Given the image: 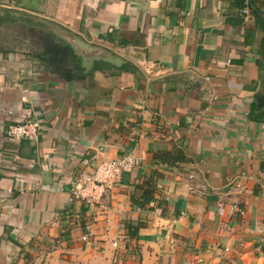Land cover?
<instances>
[{"label":"crops","instance_id":"1","mask_svg":"<svg viewBox=\"0 0 264 264\" xmlns=\"http://www.w3.org/2000/svg\"><path fill=\"white\" fill-rule=\"evenodd\" d=\"M243 2L0 0L53 21L87 72L0 49V264H264V31ZM28 109L39 139L7 137L8 110ZM128 151L140 162L102 204L68 200ZM148 180L155 202L138 205Z\"/></svg>","mask_w":264,"mask_h":264},{"label":"trees","instance_id":"2","mask_svg":"<svg viewBox=\"0 0 264 264\" xmlns=\"http://www.w3.org/2000/svg\"><path fill=\"white\" fill-rule=\"evenodd\" d=\"M246 8L250 15L253 14L257 26L264 31V19L260 18L261 15H264V12L257 6L255 0H244L241 10L243 17L246 16L244 13ZM37 19V17L17 8L0 7V26L9 22L18 26L30 39H33L32 41L35 42L36 46L31 52V56L39 61L47 71L53 72L66 80L83 78L87 72L81 56L76 53L75 47L60 37L50 25ZM259 21H262V25ZM253 38V33L247 32L244 41L246 44H250ZM112 67L115 66L103 60H97L93 66L96 69H109ZM125 67V65H122L119 68L123 69ZM256 101V106L264 107V94H257ZM261 113L264 114V108L261 109ZM153 192V181L148 180L146 186L142 187L139 196L137 198L132 197L133 201L142 206L148 203L152 204L155 202Z\"/></svg>","mask_w":264,"mask_h":264},{"label":"built area","instance_id":"3","mask_svg":"<svg viewBox=\"0 0 264 264\" xmlns=\"http://www.w3.org/2000/svg\"><path fill=\"white\" fill-rule=\"evenodd\" d=\"M246 17L249 12L244 9ZM24 99V97H22ZM8 115L12 120L7 128V137L20 140L29 139L37 141L42 133V123L38 116H33L32 112L28 109L20 114L14 116L13 110H8ZM140 162V158L128 151L118 157L102 159L91 170L81 174L80 178L73 183L68 190V200L83 201L90 206L102 204V197L107 188L110 187L114 179L122 172H130ZM240 183L236 182L231 189H240ZM240 215H244L243 208H237ZM83 239H87V234H83ZM114 247L118 246V242H112ZM124 264V263H120Z\"/></svg>","mask_w":264,"mask_h":264},{"label":"rangeland","instance_id":"4","mask_svg":"<svg viewBox=\"0 0 264 264\" xmlns=\"http://www.w3.org/2000/svg\"><path fill=\"white\" fill-rule=\"evenodd\" d=\"M37 18V20L50 25L60 37L66 36V34L61 31V28L55 25L53 21L43 17ZM32 40L33 39H30L25 32L14 24L7 22L0 26V49L2 50L5 49L13 52L22 51L31 55V52L36 46L35 42Z\"/></svg>","mask_w":264,"mask_h":264},{"label":"water","instance_id":"5","mask_svg":"<svg viewBox=\"0 0 264 264\" xmlns=\"http://www.w3.org/2000/svg\"><path fill=\"white\" fill-rule=\"evenodd\" d=\"M72 38H73V42H74V44H75L80 50H82V51L91 50V49H90V46H89L86 42H84L83 40H81L79 37H77L76 35H75V36L73 35Z\"/></svg>","mask_w":264,"mask_h":264}]
</instances>
